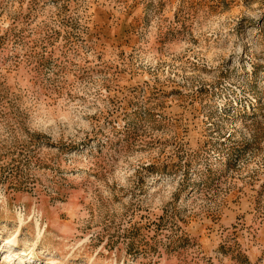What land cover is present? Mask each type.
<instances>
[{
    "label": "rangeland",
    "instance_id": "374dc122",
    "mask_svg": "<svg viewBox=\"0 0 264 264\" xmlns=\"http://www.w3.org/2000/svg\"><path fill=\"white\" fill-rule=\"evenodd\" d=\"M0 264H264V0H0Z\"/></svg>",
    "mask_w": 264,
    "mask_h": 264
}]
</instances>
